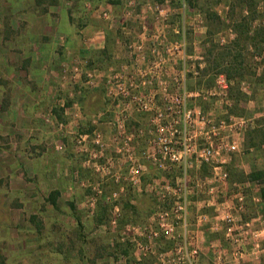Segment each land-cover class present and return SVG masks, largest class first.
<instances>
[{"label": "rangeland", "instance_id": "374dc122", "mask_svg": "<svg viewBox=\"0 0 264 264\" xmlns=\"http://www.w3.org/2000/svg\"><path fill=\"white\" fill-rule=\"evenodd\" d=\"M89 1L0 0V88L8 82L15 89L23 84L26 96L35 85H49L44 99L49 104L37 112L39 126H34L36 122L32 129L24 125L28 113L24 105L15 106L18 118L14 123L0 112V264H165L163 253L173 242L162 235L155 211L171 202L160 200L162 183L175 184L182 170L176 165L162 170L146 161L143 151L151 138L148 131L153 129L154 113L140 110L136 101L152 93L160 98L163 84L158 80H166L172 92L183 65L185 87L192 93L188 106L200 109L215 122L231 115L250 120L239 138L243 152L228 156L225 182L243 181L238 180L242 171L247 174L252 167L264 166L261 148L246 146L250 138L256 140L254 132L248 135L252 127L257 124L264 129V90L259 84L264 63L257 54L261 50L241 44L245 48L235 60L240 65L239 76L229 78L216 70L234 61L236 47L231 48V41L239 33L244 36L245 25L250 33L264 25L261 1L255 14L247 17L246 6L240 8L236 0H184L183 9L181 0H144L159 4L162 16L151 5L142 22L130 17L117 23L103 21L97 0ZM233 4L234 18L247 20L243 27L226 24L209 32L206 10L229 21ZM104 30L121 40L114 52L104 49L101 56L104 50L97 39ZM159 32L165 34L163 42L153 37ZM33 34L48 36L51 52L56 54L46 59L50 69L41 80L36 79L35 65L27 71L16 66L26 50L38 52L37 58L42 59L41 46L29 42ZM179 40L182 45L176 49ZM134 43L142 44L144 62L149 65L156 55L151 51L157 47L162 56L157 59L159 66L168 72L159 79L151 78L145 89L128 87L122 94L115 86L116 74L126 79L136 76L137 82L142 79L136 70ZM165 45L172 51L168 56L163 52ZM261 53L263 56L264 48ZM212 56L221 61L220 67L213 68ZM219 73L230 81L227 94L202 93L214 86ZM237 91L245 101H234L232 95ZM20 92L24 90L14 94ZM7 131H19L20 137L9 136ZM134 167L139 170L136 182L130 173ZM212 171V165L203 163L187 173L190 178L204 180ZM153 181L160 183L153 185ZM240 187L251 195L260 192L258 185ZM212 193L216 196L219 192ZM248 210L242 218L256 210L264 212V205L251 201ZM145 244L150 245L148 250L142 248Z\"/></svg>", "mask_w": 264, "mask_h": 264}, {"label": "built area", "instance_id": "2783aa9c", "mask_svg": "<svg viewBox=\"0 0 264 264\" xmlns=\"http://www.w3.org/2000/svg\"><path fill=\"white\" fill-rule=\"evenodd\" d=\"M165 1L168 2V0ZM180 2V8L183 9L185 2L184 0ZM152 6L153 10H157L159 17L162 16L164 10L160 8V5L154 4ZM98 10L101 19L106 22L111 21V13L107 8L99 7ZM162 18H160L161 21L165 19V17ZM153 37L162 42L163 38H166L157 35H153ZM179 41H175L174 48L178 49L182 45L183 40L180 43ZM165 46L166 50L163 52L168 56L172 51H170L169 46ZM132 47L133 52L136 53L135 60H138L137 74L139 73L142 79L137 82L136 76H129L126 79L122 74H116L115 86L122 94L127 93L128 87L132 89L133 86H141L145 89L151 78L159 79L168 72L161 65L159 66L157 59H161L162 56L160 57L161 53L155 50L157 47L151 51L156 52L151 65L144 62L145 55L141 43H134ZM139 60L143 61L145 68ZM138 63L140 64L138 65ZM74 70L78 71L79 68L75 66ZM184 71L183 65L179 69L180 73L174 79L175 87L172 92L168 91L166 80H158L159 84H163V94L158 99L154 97L153 93L141 99L133 96L134 99L138 100L136 102H138L140 110H149L154 113L151 120L153 129L148 131L151 138L143 151L144 158L148 163L162 170L174 165L182 170V175L175 184L167 181L162 183L160 200L165 203L166 199H171V202L166 203L168 207H162L155 211L162 235L173 242L171 249L163 253L165 264H198L199 248L197 244H194L197 237L189 230L187 222L193 192L191 178L187 171L195 167L198 168L203 163L212 165L211 176L204 180H196V184L208 183L210 184L209 192H214L215 186L226 180L227 171L222 167V164L229 160V154L243 152L239 138L242 131L249 126L250 121L244 116L231 115L228 119H219L215 122L212 117L200 109L188 106L187 98L192 93L185 87ZM214 81V86L202 93L226 95L230 84L229 79L223 73H219L215 75ZM138 171L136 167L130 171L133 182H136L135 175ZM158 183L160 182L153 181V185ZM237 201V206H223L222 210L219 211L221 218H219V222L215 223L216 226H219L220 222L222 223V229L225 230V236L231 244V254L235 258L245 252L244 245L250 229V223L238 216L243 208V196H237ZM200 218L205 220L206 216L200 214ZM153 235L157 236V232H153ZM142 248L148 250L150 245L145 244ZM219 257L221 256L219 255Z\"/></svg>", "mask_w": 264, "mask_h": 264}, {"label": "crops", "instance_id": "0c3cea01", "mask_svg": "<svg viewBox=\"0 0 264 264\" xmlns=\"http://www.w3.org/2000/svg\"><path fill=\"white\" fill-rule=\"evenodd\" d=\"M86 1L87 4L90 3L89 0ZM95 4H98L97 8L99 7L107 8L110 11L112 17L110 22L117 23L119 20L121 21L122 18L123 20H126L129 19L130 17L142 22L146 17V13H148L146 10L150 8L151 5H154L156 3L152 2L151 4H149V3H145L144 0H140V1L139 0H106V1L97 0V3ZM154 20L157 21L155 18ZM156 35L161 36V38L165 37V34H162L161 32L156 33L154 36ZM98 40H99L98 43H100L101 48H103V50L107 49L109 52V50L112 49V51L114 52L115 49L118 48L117 42L121 40V37L112 35V33H108V32L106 33L104 30L103 34L99 36L97 41ZM49 41L50 38L48 36L41 37L38 35L35 36V34L30 35L29 42L33 44L37 43L41 46V50L39 52L42 54V59L39 60L37 58L36 55L38 52L36 53V51L34 50L33 51L31 50V52L29 50L24 51L26 56L23 55L22 59H18L16 63L17 64L16 66L18 67L19 71H27L26 69H28L30 65L31 67L35 65L33 67V71L37 73L35 75L36 79L38 80L44 79L46 75L49 73L48 71L50 69V67H47L46 59L50 58L51 56L53 57L56 56L55 53L51 52L52 47H50V45L48 44ZM33 44L32 46L34 48ZM113 52H111L113 54L112 59L115 60L116 56H114L115 53ZM4 55L7 54L5 53ZM35 57L37 59L36 61H34ZM38 60L41 62L38 63L39 62ZM9 64H12V62L9 61ZM121 64L122 62H119L118 66H120ZM123 67L127 68L128 65L123 64ZM11 74L12 72H10L9 76ZM9 85H11L10 82L6 84V87L4 89H2L3 87L0 88V112L3 110L2 112L6 113L5 119L10 120L9 121L10 123H14L18 118L14 114L15 110H17L15 106L21 104L27 107L28 110L27 118L24 119L22 117L24 119L23 121H26L24 125L32 129L33 125L36 122L37 125L34 126H39L38 122L40 121L37 118V116H39V113L37 114V112L40 111V108H42L43 106L46 107L49 104L44 101L46 95L49 93V85L39 84L38 87H36L35 85V87L30 89V91L33 94L31 93L26 96H25L27 92L25 90L26 85L22 86L23 84H20V87L16 89L15 87L13 88L12 86ZM21 89L24 90V93L20 92L16 96L14 94V91ZM42 90H44V92ZM24 97L25 98L28 97L30 99H24ZM7 132L9 136L15 135L17 137H20L19 131H14V132L7 131ZM227 161L222 164V167L225 170H227L226 169L228 165ZM195 169L197 168L195 167ZM209 185L210 184L208 183L197 185L196 177L191 178V187L193 188V192L190 200L191 205L188 211L187 222H188L189 230L192 231L195 237H197V240L195 238L194 244H197L199 248V256L197 259L198 264H264V212L260 213L259 210H256V213H251V215H248L247 218L245 217L246 219L243 218L245 221L250 223V229H249V235L244 245L245 252H243V254H241L237 258L233 257L231 254L232 252L231 244L228 238H226L225 236L224 233L225 230L222 229L223 228L222 223L220 222L219 226L215 225L216 222H219L218 221L219 218H221L220 215L221 213H219V211L222 210L223 206L225 205L237 206L238 204L237 196L240 195L243 196V200H244L243 208L238 214V216L240 217H242V215H246V213L249 212L248 206L249 203H251V201H253V203L255 204L263 205V200L260 192L257 193L256 195H251L245 192L246 189L244 191V188L240 187V186H245V188H252L253 186L256 185L261 187L260 183L258 181H247V180H243L240 182L231 181L229 183L219 182L218 185L215 186V190H214V192L215 191L219 192L218 194L215 193L216 196L212 192H209ZM230 188L231 191H229ZM255 207H257V205H255ZM207 209H210V213L207 212ZM200 214H204L206 216L205 220H202L200 218ZM219 255L221 257H219Z\"/></svg>", "mask_w": 264, "mask_h": 264}, {"label": "trees", "instance_id": "16d2710c", "mask_svg": "<svg viewBox=\"0 0 264 264\" xmlns=\"http://www.w3.org/2000/svg\"><path fill=\"white\" fill-rule=\"evenodd\" d=\"M237 1V5L240 6V8H242L243 6H246V10L248 12V16H250L251 14H255L256 12V5H258V3L261 1L263 8H264V0H236ZM233 4L229 10V14H228V19L230 18V20H222L214 11H209V9L206 10V13L208 14V30L209 32H215L218 31L220 28H222L223 26H225L226 24H232V26L235 27H240L244 25L243 21H247V20H243V21H237L238 19L234 18L235 14H236V8L235 5ZM243 5V6H242ZM264 10V9H263ZM241 14V11H240ZM234 18V19H233ZM254 18V17H252ZM231 21H234V23H230ZM229 22V23H228ZM124 21H122L121 24H123ZM245 29L244 31H242L243 35H240V33L238 34V36L236 38H234L231 41V48L236 47L235 48V54L233 55L234 57V61L230 62L228 65H224L222 66V68H216V67H220L221 65V61L216 58V57H211L213 64H215V66L212 67L216 68L217 72H225L227 77L229 78H234L235 76H239V70L238 68L240 67L239 63L236 65L235 60L236 58L240 55L239 52L241 51V49L245 48V47H252L255 46L256 49H260L261 51L264 48V25H259L258 27H256L252 33H250L251 31L248 30V26L245 25ZM241 44L245 45L247 44L245 47H243ZM238 50V51H237ZM261 51H258L259 56L262 58V62L264 63V55L262 56ZM106 50L103 51V53H101V56L105 55ZM259 84L261 85L262 89L264 90V71L263 74L261 76V78H259ZM264 92V91H263ZM236 96V97H235ZM232 98L234 99V101L237 103L238 101H245L246 98L244 97V95H241V93L239 91H237V94H233ZM262 111L264 112V93H263V106H262ZM254 132V135L256 136V140H253L252 137L250 138V140L246 143V146L251 147V146H256V147H260L261 148V152L263 153L262 155L264 156V129L259 128L257 126V124L252 127V131L248 132L249 136L251 137V134ZM240 177L238 180H247V181H258L261 185L260 187V193H261V197L263 200V205H264V166H262L261 168H257V167H252L251 170H249V172L247 174H244L243 171L240 173ZM233 181V180H231ZM55 196H54V192L52 193V201L55 202ZM72 206V204H71ZM73 207V206H72ZM2 263V262H1ZM135 264H141V262L139 263H135Z\"/></svg>", "mask_w": 264, "mask_h": 264}]
</instances>
